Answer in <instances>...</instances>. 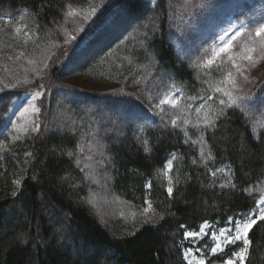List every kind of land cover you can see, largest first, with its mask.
Returning <instances> with one entry per match:
<instances>
[{
	"label": "trees",
	"instance_id": "16d2710c",
	"mask_svg": "<svg viewBox=\"0 0 264 264\" xmlns=\"http://www.w3.org/2000/svg\"><path fill=\"white\" fill-rule=\"evenodd\" d=\"M0 19V264H190L188 231L256 210L264 130L180 54L168 0H0ZM248 240L264 264V220Z\"/></svg>",
	"mask_w": 264,
	"mask_h": 264
},
{
	"label": "rangeland",
	"instance_id": "374dc122",
	"mask_svg": "<svg viewBox=\"0 0 264 264\" xmlns=\"http://www.w3.org/2000/svg\"><path fill=\"white\" fill-rule=\"evenodd\" d=\"M168 3L170 37L181 55L194 67L208 65L217 67L219 75L217 85H220L226 97L245 110L255 133L264 130V48L261 47L264 41L256 35L257 30L264 26V0H168ZM91 18L92 16L84 18L85 23ZM15 26L19 32L23 31L21 24L16 23ZM226 45L228 52L221 53L213 63L209 64L208 61L213 57L214 50L218 51ZM251 49L254 51H250ZM248 55H251V60L244 58ZM35 94L30 93L14 101L11 122L15 129L21 130L33 119L36 113L33 106L37 109L38 98ZM182 97L181 92L172 90L166 99L174 103H167L178 104ZM205 106L206 103L198 106L188 105L187 113L191 115L187 120L206 121L209 113ZM25 109L28 111L25 112ZM260 208H264V203H259L256 210L251 213L230 218L223 226L206 222L202 225H207L203 230L201 226L199 231L188 232L196 235H187V233L184 237L186 260L190 264H201V262L227 264L229 260L233 261V264H244L247 251L243 252L242 260L238 255L248 246L245 245L243 238L232 243H225V240L229 235L235 237L237 222L243 224L249 219H257ZM222 231L225 235H221ZM237 242H243L244 246L235 253L234 257L224 262L213 261L214 255ZM217 244H220V248L213 252L211 249Z\"/></svg>",
	"mask_w": 264,
	"mask_h": 264
},
{
	"label": "snow or ice",
	"instance_id": "6c2138e0",
	"mask_svg": "<svg viewBox=\"0 0 264 264\" xmlns=\"http://www.w3.org/2000/svg\"><path fill=\"white\" fill-rule=\"evenodd\" d=\"M17 31H19V29H17ZM256 35L260 36L262 41H264V26H262L260 29L257 30ZM261 47L264 48V43H261ZM250 51H254V49H251ZM227 52H228V45H226L223 48H220L218 51L214 50L213 57L211 59H209L208 63L209 64L213 63L214 60L220 56L221 53H227ZM244 58L248 59V60L252 59L251 55H248ZM229 59H231V57H229ZM237 70L239 71V68ZM229 76H231V73H229ZM35 95L39 96L40 93L37 92ZM167 102H173L174 103V101H170L167 99L164 101H161V103H167ZM33 110L38 111V109H35L34 106H33ZM27 111H28V109H25V112H27ZM22 115H23V113H22ZM169 192H171V189H169ZM258 203H264V198H262L261 201ZM259 211H260V215L257 217V219L264 220V208H260ZM257 219H249L247 222H245L243 224L237 222L236 223L235 237L233 238L231 235H229L227 237V239L225 240V243H232V242H234V240H240L243 238L245 245H248L250 243V241L247 238L248 232H249V230L252 229L253 225H255L257 223ZM206 226L207 225L202 226L201 230H203V228ZM187 235H196V234L195 233H188ZM221 235H225V233L222 231ZM218 248H220V244H217L211 250L213 252H216ZM246 251H247V248H245L244 250H242V252L240 254H238L240 256L241 260L243 259V252H246ZM201 264H203V262H201ZM227 264H233V261L229 260V261H227Z\"/></svg>",
	"mask_w": 264,
	"mask_h": 264
}]
</instances>
